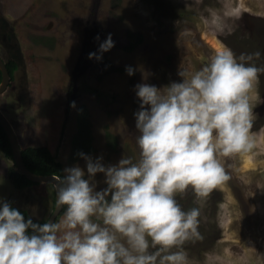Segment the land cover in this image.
I'll return each instance as SVG.
<instances>
[{"label":"rangeland","instance_id":"rangeland-1","mask_svg":"<svg viewBox=\"0 0 264 264\" xmlns=\"http://www.w3.org/2000/svg\"><path fill=\"white\" fill-rule=\"evenodd\" d=\"M0 18L7 22L0 32L9 45L6 49L0 35V57L9 60V51L16 53L7 39L13 33L26 65L20 98L16 89H8L0 108L22 148L45 146L64 169L85 166L82 159L70 161L81 107L92 125L94 151L87 155L102 156L105 165L124 154L138 158L134 87L142 73L157 87L179 82L180 67L198 70L224 47L237 56L260 51L254 62L264 65V0H0ZM109 34L115 46L100 61L88 59ZM130 40L136 45L132 51ZM127 66L136 69L131 77ZM250 104L253 152L221 158L231 179L207 197L191 189L177 194L184 210L201 211L203 239L183 245L188 264H264V74L254 82ZM108 134L116 137L115 151L107 146ZM12 167L0 151V198L30 214L34 207L35 220H49L54 188L40 184L19 192L8 178ZM95 179L97 190L105 187L101 174Z\"/></svg>","mask_w":264,"mask_h":264},{"label":"clouds","instance_id":"clouds-1","mask_svg":"<svg viewBox=\"0 0 264 264\" xmlns=\"http://www.w3.org/2000/svg\"><path fill=\"white\" fill-rule=\"evenodd\" d=\"M114 46L109 34L88 59L100 61ZM261 55L220 48L162 87L142 73L134 87L138 158L105 165L78 153L85 166L63 170L53 186L57 214L43 223L34 222V207L26 216L0 198V264H188L183 245L203 239L201 211L184 210L177 194L207 197L231 179L221 158L255 149L250 93L264 74L254 62Z\"/></svg>","mask_w":264,"mask_h":264},{"label":"trees","instance_id":"trees-1","mask_svg":"<svg viewBox=\"0 0 264 264\" xmlns=\"http://www.w3.org/2000/svg\"><path fill=\"white\" fill-rule=\"evenodd\" d=\"M130 39L133 36H129ZM130 46L127 48L132 51L135 48V44L130 40ZM82 65V63H80ZM8 71L10 72L12 82L14 80V73L17 70V66L15 62L8 61L6 63ZM110 70L120 71L118 68H113L110 66ZM104 75H108V71L105 70ZM2 82V73L0 70V84ZM93 136H92V125L89 117V112L86 107H81L78 115H77V132L71 142V162H77L80 157L78 153L90 154L94 151V146L92 145ZM107 146L109 150L115 151L117 140L116 137L108 134L107 138ZM0 151L6 156L7 159L13 162V167L8 172V178L17 191H22L28 189L30 187H34L40 184H36L30 180H28L25 176H23L14 165V158L11 149V145L7 138L4 129L0 124ZM23 157L28 170L36 175L42 176H50L54 175L59 177L63 174L64 166L58 161L57 157L51 153V151L45 147H27L23 148ZM52 186V185H51ZM53 187V186H52ZM54 188V187H53ZM26 216L29 215L27 211L19 209ZM42 221H34L38 223H43ZM202 251V250H201Z\"/></svg>","mask_w":264,"mask_h":264},{"label":"water","instance_id":"water-1","mask_svg":"<svg viewBox=\"0 0 264 264\" xmlns=\"http://www.w3.org/2000/svg\"><path fill=\"white\" fill-rule=\"evenodd\" d=\"M7 22L4 20V18H0V29H5ZM1 35V41L4 44L5 48L8 49V43L3 42L4 41V35H6V33H2L0 32ZM8 36V34H7ZM9 40H11V42H14L15 46L17 47L16 53L13 55L11 51H9V54L11 55V59L13 62H15L16 66H17V70L14 73V87L17 90V93L19 95L20 98V76L21 77V82L24 83V79H25V72H26V65L25 63L22 61L21 58V54H20V47L19 44L17 42V39L15 37V35L12 33V36L10 35V38H8ZM0 70L2 73V82L0 84V96L4 95L10 84L12 83V78L10 75V72L8 71V68L6 66L5 61L0 58ZM22 87V86H21ZM0 124L2 126V128L4 129V132L7 135V138L9 140V143L11 145V149H12V153H13V158H14V165L17 167L18 171L25 176L28 180L36 183V184H45V185H52L54 186L55 183L57 182L58 177L54 176V175H50V176H42V175H36L32 172H30L28 170V168L26 167L25 161H24V157H23V148L20 144L18 135L14 129V126L12 125V123L10 122V120L7 118V116L4 114V112L2 111V109L0 108ZM33 187H30L28 189L22 190V191H32ZM20 192V191H19ZM18 209L27 211L24 208H19L16 207ZM28 212V211H27ZM28 214L30 215V213L28 212ZM57 213L54 211L52 213V215L50 216L49 220H52L53 216H55ZM34 221H38L33 219ZM39 222V221H38Z\"/></svg>","mask_w":264,"mask_h":264},{"label":"flooded vegetation","instance_id":"flooded-vegetation-1","mask_svg":"<svg viewBox=\"0 0 264 264\" xmlns=\"http://www.w3.org/2000/svg\"><path fill=\"white\" fill-rule=\"evenodd\" d=\"M8 38H10V35H8L7 36V39ZM6 43V42H5ZM0 58H2V57H0ZM3 59V58H2ZM4 60V59H3ZM5 61V63H7L8 61H11L10 59L9 60H4ZM15 89V87H14V83L12 82L11 84H10V86H9V88L8 89ZM8 91V90H7ZM3 96V95H2ZM1 97V96H0ZM13 106H14V104H13Z\"/></svg>","mask_w":264,"mask_h":264},{"label":"crops","instance_id":"crops-1","mask_svg":"<svg viewBox=\"0 0 264 264\" xmlns=\"http://www.w3.org/2000/svg\"><path fill=\"white\" fill-rule=\"evenodd\" d=\"M15 129V128H14ZM15 131H16V129H15ZM16 133H17V135H18V132L16 131Z\"/></svg>","mask_w":264,"mask_h":264}]
</instances>
